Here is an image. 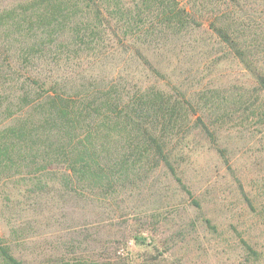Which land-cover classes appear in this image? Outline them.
Here are the masks:
<instances>
[{"label": "rangeland", "instance_id": "1", "mask_svg": "<svg viewBox=\"0 0 264 264\" xmlns=\"http://www.w3.org/2000/svg\"><path fill=\"white\" fill-rule=\"evenodd\" d=\"M182 1L191 12L183 23L148 6L145 26L129 28L143 33L137 45L148 59L118 50L84 71L95 58H71V42L61 48L44 1L0 0V20L29 8L26 23L11 21L14 13L0 22V135L32 91L31 76L72 77L69 93L100 97L115 80L120 92L128 84L126 99L158 95L142 112L155 141L136 142L133 126L104 140L110 165L136 166L117 171L111 190L86 177L61 186L56 157L57 170L37 173L41 141L15 147L10 161L0 155V234L21 264H264V0ZM136 2L122 0L127 9ZM60 148L52 155L61 159ZM7 259L0 251V264Z\"/></svg>", "mask_w": 264, "mask_h": 264}, {"label": "trees", "instance_id": "2", "mask_svg": "<svg viewBox=\"0 0 264 264\" xmlns=\"http://www.w3.org/2000/svg\"><path fill=\"white\" fill-rule=\"evenodd\" d=\"M47 5L46 19L50 18L49 28L51 36L58 34L61 26V48H68L69 42L73 44L70 53L71 58L84 55L88 59L86 71L90 66L104 60L97 59L98 56H114L115 52L129 51L135 53V59H148L141 52L137 45L138 38L143 33L138 30L129 32L133 26H145L144 16L148 13L147 7L152 11L159 10L161 18L166 22L180 21L181 23L191 13L182 0H139L132 6L134 9H127L122 0H42ZM27 4V3H25ZM36 4L32 10L39 7ZM27 5L25 7H29ZM20 14L15 12L5 13L0 20L17 18L26 23L29 8L19 7ZM130 8V7H129ZM152 8V9H151ZM130 13L129 23L124 21L127 13ZM39 17L38 14L32 16L33 20ZM177 19V20H176ZM20 24V22H19ZM122 28V29H121ZM119 29V30H118ZM121 29V30H120ZM116 42V47L110 42ZM129 43L130 45H126ZM105 44V46H104ZM98 49H101L98 51ZM107 60V59H105ZM149 68L155 69L151 64ZM29 88L32 89L27 95L21 96L19 104V115H13L15 121L4 127L0 135V155L2 159L11 160L15 147L20 151L29 150L28 140L41 141L38 147L40 162L36 164V172H50L59 168L61 161V186L72 187L81 183V179L86 177L95 189L111 190L118 182L116 180L117 171L127 173L134 171L135 165H129L123 159L112 163L108 162V155L105 151L107 143L104 140L118 136L122 137L119 130L122 127H136L139 133L136 135V142L140 139L155 141L154 133L148 128L142 114L143 107L152 105L157 101V93L152 91L143 96L129 95L128 99L122 91L129 90L128 84L120 90H116L115 80L99 89L102 96L90 91L69 93L67 87L75 81L72 77L61 78V83L57 78L46 77L38 79L32 77L28 79ZM94 77L90 76L87 88L93 84ZM27 86V83L26 85ZM97 88V87H94ZM32 94H34L33 98ZM31 98L30 103L25 98ZM23 101V102H22ZM33 110V112H31ZM9 111V109H7ZM18 113V112H17ZM160 117L164 118L163 115ZM140 126V127H139ZM104 136H107L103 139ZM53 140V148L45 147L43 143ZM59 144H57V143ZM27 143L28 145H23ZM61 146V159L52 155L56 147ZM12 149V150H11ZM53 157L57 159L52 162ZM36 156H34V159ZM50 162V163H49ZM48 163V164H46ZM3 166L7 164L2 163ZM39 175V176H41ZM42 179V178H39ZM38 183H43L39 181ZM116 182V183H114ZM44 185V184H43ZM12 247L4 241L0 234V251L8 256L12 264H21L10 255ZM55 264H110L99 261L87 262L85 260L71 261L66 258Z\"/></svg>", "mask_w": 264, "mask_h": 264}]
</instances>
